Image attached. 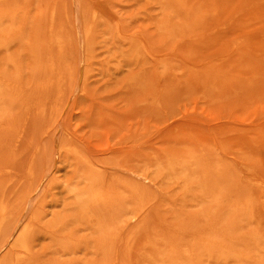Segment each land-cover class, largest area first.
Here are the masks:
<instances>
[{
	"label": "rangeland",
	"instance_id": "1",
	"mask_svg": "<svg viewBox=\"0 0 264 264\" xmlns=\"http://www.w3.org/2000/svg\"><path fill=\"white\" fill-rule=\"evenodd\" d=\"M0 9V264H264V0Z\"/></svg>",
	"mask_w": 264,
	"mask_h": 264
},
{
	"label": "bare ground",
	"instance_id": "2",
	"mask_svg": "<svg viewBox=\"0 0 264 264\" xmlns=\"http://www.w3.org/2000/svg\"><path fill=\"white\" fill-rule=\"evenodd\" d=\"M8 14H11V12H8V11H5L4 9H0V19H2L3 17H5L6 15H8ZM52 21H54V16H52ZM91 31V30H90ZM61 32V31H60ZM65 38L66 37H64L62 34H59V35H57L55 38H54V41L56 42V44L58 45V47L61 49V50H63L64 49V47H65ZM53 62H51V67L53 68ZM1 76V75H0ZM58 78H59V76H58ZM59 80V79H58ZM53 81V80H52ZM57 81V80H56ZM9 83V82H8ZM56 85V84H55ZM58 88V87H57ZM51 90H52V88H50ZM11 90V89H10ZM13 93V92H12ZM14 93H16V92H14ZM29 94V93H28ZM22 101V100H21ZM56 107V106H55ZM54 108V107H53ZM189 159V158H188ZM187 159V160H188ZM185 163V162H184ZM185 165V164H184ZM171 167V170L173 169V166L171 165L170 166ZM207 174V173H206ZM92 182L93 183H98V182H100V177L98 176V175H96V176H94L92 179ZM125 183V182H124ZM126 187H128V188H131L130 190H133V187L131 186V185H129V184H127V183H125L124 184ZM127 188V189H128ZM129 190V189H128ZM75 192V191H74ZM138 192V191H137ZM82 193H83V191H82ZM77 196V195H76ZM90 196V197H89ZM89 196H88V198L89 199H91V200H107V198H108V196H104V195H98L95 191L94 192H91L90 194H89ZM77 197H79V196H77ZM78 200V199H77ZM81 200H83L82 198H81ZM81 200H79V201H81ZM82 202H84V201H82ZM90 203V202H89ZM83 206H84V209L87 207V204L86 203H84L83 204ZM80 211V210H79ZM6 214H7V207H6V205H2L1 206V221H3V220H5V218H6ZM95 216H96V214H95ZM85 217H86V215H85ZM114 227V226H113ZM29 231H30V229H29V226H23L22 228H21V230L19 229V231H18V233L16 234V236H15V240H14V243L15 244H17V245H19L20 247H21V249L23 250V252H26L27 250H28V241H29ZM191 255V254H190ZM193 258V257H192ZM104 260V259H103ZM105 260H107V259H105ZM104 260V261H105ZM192 260V259H191ZM194 260V259H193ZM192 260V261H193ZM195 261H196V259H195ZM192 263H195V262H192Z\"/></svg>",
	"mask_w": 264,
	"mask_h": 264
}]
</instances>
